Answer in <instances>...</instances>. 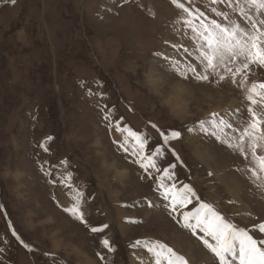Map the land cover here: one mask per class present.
Returning <instances> with one entry per match:
<instances>
[{
  "label": "rangeland",
  "instance_id": "obj_1",
  "mask_svg": "<svg viewBox=\"0 0 264 264\" xmlns=\"http://www.w3.org/2000/svg\"><path fill=\"white\" fill-rule=\"evenodd\" d=\"M193 4L212 18L217 7L239 19L226 5ZM182 15L171 0H0V264H140L136 257L152 264L145 249L131 247L145 238L167 243L190 264H218L165 207L160 174L149 176L113 143L117 123L146 133L150 150L163 144L161 131H179L158 160L161 169L175 164L178 185L190 184L264 239L253 227L264 222V189L247 171L251 156L245 160L198 127L212 112L234 126L247 118L240 78L237 84L183 79L156 55L191 59L171 47L191 46L176 24ZM253 81H264V70L250 74ZM46 141L48 151L41 147ZM67 172L74 189L59 182ZM75 189L84 193L87 224L64 210ZM103 224L105 232L91 231ZM105 235L115 253L103 247ZM189 244L210 262L191 261Z\"/></svg>",
  "mask_w": 264,
  "mask_h": 264
},
{
  "label": "snow or ice",
  "instance_id": "obj_2",
  "mask_svg": "<svg viewBox=\"0 0 264 264\" xmlns=\"http://www.w3.org/2000/svg\"><path fill=\"white\" fill-rule=\"evenodd\" d=\"M171 2L182 10L184 15L176 24L182 26L183 35L191 42L190 47L183 43H173L171 47L177 52L182 49L191 59L182 61L163 53L156 55L162 56L183 79L194 78L197 81L217 84L231 79L233 84H237V78H240L237 86L246 89L247 118L238 121L234 126L226 116L212 112L209 119L198 122V127L201 132L215 137L229 149L238 152L245 160H248L250 155L253 166L248 167L247 171L256 186L264 189V81H253L249 84L250 74L264 70V0H210L211 5H226L231 12L238 13L239 19L232 18L230 12L218 10L217 7H211V13L216 17L212 18L196 7L193 0H187V3L181 0ZM11 3L15 4L16 0H11ZM103 119L109 121L111 113H105ZM112 127L120 133V138L113 141L119 150L134 157V163L149 176L153 173L160 174L157 177V187L163 190V199L168 202L165 207L170 210L177 224L203 243L215 256L218 264H264V239L254 237L250 234V229L240 227L226 218L212 203L202 200L190 184L178 185L173 171L175 164L164 169L159 166L158 160L164 155L169 141L180 138L179 131L173 130L167 134L161 131L163 144L150 150V139L146 133L134 131L130 127H121L118 123ZM152 127L157 126L153 124ZM189 131L193 129L190 128ZM52 139L48 137L47 141ZM47 141L41 145L45 151H48ZM172 154L176 155L174 150ZM176 159L179 160L178 155ZM61 164L67 165L68 161H61ZM46 175H52L51 168ZM209 175L212 173L209 172ZM72 180L73 174L67 172L59 182L69 189H74ZM83 203L84 193L75 189L73 203L64 210L87 224ZM149 206H152L150 201ZM253 227L264 233V222ZM108 228V224H103L100 227H92L91 231L103 233ZM13 235H16L15 230ZM17 239H20L19 236ZM21 243L24 242L21 240ZM102 244L110 253L117 251L110 237L106 235ZM24 247L32 250L28 244H24ZM131 247L145 249L151 254L152 264H190L186 256L158 239H138ZM100 259L105 260V257L101 255ZM136 259L143 264L139 257Z\"/></svg>",
  "mask_w": 264,
  "mask_h": 264
},
{
  "label": "bare ground",
  "instance_id": "obj_3",
  "mask_svg": "<svg viewBox=\"0 0 264 264\" xmlns=\"http://www.w3.org/2000/svg\"><path fill=\"white\" fill-rule=\"evenodd\" d=\"M158 81V80H157ZM153 83H155V82H153ZM211 99V98H210ZM183 102V101H182ZM210 156V155H209ZM212 159V158H211ZM213 162V161H212ZM116 166V165H115ZM126 173H124V175H125ZM230 177H231V175L230 174H228ZM225 178H226V174H225ZM231 178H234V177H231ZM230 179V178H229ZM229 182V187H231V183L233 184H235V182L233 181V180H229L228 181ZM236 186V185H235ZM231 191H235L234 193H236V197L238 198L239 197V195H240V193H238L237 191H236V189L234 188L233 190H231ZM62 201H63V199H62ZM242 202V201H241ZM253 202V201H252ZM190 245V244H189ZM193 246V245H192ZM190 252H189V256H190V259H191V261H193L194 262V260L193 259H195L196 261H198V258H200V257H203L202 259H201V261L202 262H207V260H208V262H210L209 261V258H208V256H206V254H200L198 251H196L195 250V248L193 247H191V245H190ZM203 251V250H202ZM199 253V254H198ZM91 259V258H90ZM200 261V262H201ZM95 262V261H94ZM89 264H90V262H88Z\"/></svg>",
  "mask_w": 264,
  "mask_h": 264
}]
</instances>
